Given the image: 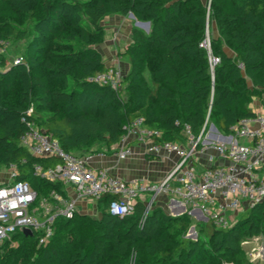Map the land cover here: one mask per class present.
Returning <instances> with one entry per match:
<instances>
[{
    "label": "trees",
    "instance_id": "trees-1",
    "mask_svg": "<svg viewBox=\"0 0 264 264\" xmlns=\"http://www.w3.org/2000/svg\"><path fill=\"white\" fill-rule=\"evenodd\" d=\"M17 15L32 20L30 32L0 11V39L29 41L24 62L0 55V168H15L13 181L28 183L39 199L61 183L32 175L33 164L53 166L20 144L21 121L32 119L67 153L86 157L109 150L124 127L143 117L160 132L157 142L184 145V125L197 138L210 124L221 134L254 117L252 97L264 98V0H7ZM208 2V6H206ZM149 22L146 33L132 27L130 43L118 56L128 64L119 92L88 80L106 67L96 46L103 42L106 16ZM209 49L202 46L207 26ZM229 51V52H228ZM218 58L210 67L209 57ZM148 72L146 77L144 72ZM111 196L96 201L100 216L58 217L45 244L37 234L12 235L15 253L43 246L39 264H253L243 260L242 243L264 237V200L240 212L231 226L202 224L204 237H185L190 217H172L139 199L123 217L108 213ZM10 242L0 245V253ZM258 264V263H255Z\"/></svg>",
    "mask_w": 264,
    "mask_h": 264
},
{
    "label": "built area",
    "instance_id": "built-area-1",
    "mask_svg": "<svg viewBox=\"0 0 264 264\" xmlns=\"http://www.w3.org/2000/svg\"><path fill=\"white\" fill-rule=\"evenodd\" d=\"M9 41L0 39V55L6 53ZM209 49V39L202 43ZM218 58L209 57L210 67L218 63ZM21 56L13 64L23 63ZM122 73L110 67L88 78L99 86H108L119 92L122 89ZM32 107H29L21 121L25 130L20 137V144L37 158H53L57 162L53 166L44 167L33 164L32 175L51 183L71 186L74 197H64L54 191L47 198L39 199L37 193L26 182L13 181L16 177L15 168H11L9 179L0 183V245L10 242L17 231L30 230L37 234L38 243L45 244L52 236L56 218H72L77 213L78 202L84 200L97 201L105 195L109 201L108 213L115 217H123L132 212L133 203L142 194H158L177 198L179 206L189 205L191 210L201 215L217 228H228L231 220L228 213L239 214L246 208L264 200V181L256 178L254 169L264 164V115H255L244 119L230 128L229 138L210 146L218 155L227 160V164L208 166L198 172L193 164L196 152H203L206 146L200 147L204 128L197 138L189 133L186 144L174 142H157L160 132L148 128L143 117L133 119L125 127L119 147L115 152L118 160L133 155V149L127 145L132 137L144 146L148 154H174L177 161L158 182L142 179L124 181L111 175L106 169L95 168L88 163V157H77L65 152L56 140L51 139L30 119ZM255 125V127H253ZM239 138L250 141L241 144ZM218 194V195H216ZM150 204H146L149 211Z\"/></svg>",
    "mask_w": 264,
    "mask_h": 264
},
{
    "label": "crops",
    "instance_id": "crops-1",
    "mask_svg": "<svg viewBox=\"0 0 264 264\" xmlns=\"http://www.w3.org/2000/svg\"><path fill=\"white\" fill-rule=\"evenodd\" d=\"M122 17V16H121ZM116 27L113 28L114 36H117L113 39L116 43L119 42L118 37L120 36L122 30L121 23L119 21L115 22ZM129 30V29H128ZM107 29L104 30V44L101 48H97V51L102 56V61L106 67H119L121 65L122 70L128 71V64L124 62L121 57H117L111 50L113 43L111 40L107 39ZM128 36V43L130 41V31ZM249 109L254 113V115H264V98L252 97L248 105ZM212 125V124H210ZM210 125L206 129L204 135L201 138L200 147L206 146L203 152H196L193 157V164L198 172L202 169L213 166L227 164V160L222 159L217 151L212 148L210 145L216 142L223 141L225 137L229 138L230 134H221L217 130L213 131L210 129ZM214 127V126H213ZM255 127V125H253ZM215 128V127H214ZM238 142L241 144H250L251 142L239 138ZM127 145H129L134 153L132 156L125 158L123 160H118L116 158L115 152L119 147V144L113 145L109 150L102 148L100 152L93 153L88 155V163L95 168L106 169L111 175L119 177L124 181H130L133 179H142L148 182H158L163 178V176L173 167L177 161V157L174 154L161 153L157 155L145 153L144 146L138 144L134 141L132 137L128 139ZM57 161L51 160L50 163H56ZM8 172H0V183L6 182L9 179ZM254 174L256 178L264 181V164L254 169ZM62 189L65 192V197H74V190L71 186L62 185ZM218 195V194H216ZM145 204L149 203L150 208L152 206L160 207L166 214L170 212L176 213L184 211L185 206H179L177 204L178 200L175 197L165 196L158 194L156 197H152L148 194H142L138 198ZM96 209V201L94 200H84L77 203L76 210L78 214L88 213ZM191 209V208H190ZM191 216H195L198 220L206 222L199 211L190 210ZM236 214L228 213V216L231 220V217ZM238 215V214H237Z\"/></svg>",
    "mask_w": 264,
    "mask_h": 264
},
{
    "label": "rangeland",
    "instance_id": "rangeland-1",
    "mask_svg": "<svg viewBox=\"0 0 264 264\" xmlns=\"http://www.w3.org/2000/svg\"><path fill=\"white\" fill-rule=\"evenodd\" d=\"M206 6H208V2H206ZM0 11L7 16L10 21L16 25L21 27L22 29L26 30L27 32H30V29L32 27V20L30 16L28 15H22L19 16L15 14L9 7V4L7 0H0ZM119 21L121 25L122 32L120 36L118 37L119 42L113 41L114 38L117 36H114L113 28L116 27L115 22ZM104 30L107 29V39L111 40L113 43L112 51L113 53L118 56L119 52H122L126 49L129 43L128 36L129 32H131V28H139L145 32V29L143 27H139L136 25V20L132 19L128 16L121 17L116 15H110L104 17V19L101 22ZM129 29V30H128ZM207 34L206 36H209L211 32L215 34L214 26L209 25L207 26L206 30ZM147 33V32H146ZM30 37V36H29ZM29 37L23 40H15L14 38H10L9 40V48L6 50V53L3 55L7 59L9 64H13L14 60L19 57L23 56L25 47L29 41ZM209 38V37H208ZM105 38L103 39V42L97 45V48H101L102 44H104ZM229 52V51H228ZM102 57V56H101ZM124 62H126L124 60ZM118 69L123 76L127 74L126 70H122L121 65L119 67H115ZM145 76H148V72H144ZM123 84V83H122ZM11 170V169H10ZM0 172H8V169L0 168ZM11 172V171H10ZM10 174V173H9ZM190 208L186 207L184 211L180 212H170V216L172 217H179L182 215H186L190 217V223L187 227V230L185 231V237L197 240L201 239L204 241V237L202 235V232H200L202 228V224H204V221L198 220L195 216H191ZM78 213V212H77ZM81 215H86L90 219H97L100 216V213L98 210H92L88 213H84ZM237 215H234L231 217V222L235 220ZM207 222V221H206ZM243 249H244V256L243 260L250 263H258V264H264V237H255L252 239L245 240L242 243ZM16 243H10L9 246H6V248L3 249V251L0 253V264H39L41 261V250L43 246H40L36 243L30 244L29 247V254L25 255L22 250L20 252L15 253ZM221 264H232L227 261H222Z\"/></svg>",
    "mask_w": 264,
    "mask_h": 264
},
{
    "label": "water",
    "instance_id": "water-1",
    "mask_svg": "<svg viewBox=\"0 0 264 264\" xmlns=\"http://www.w3.org/2000/svg\"><path fill=\"white\" fill-rule=\"evenodd\" d=\"M128 17L134 19V16L132 14H129ZM136 25L139 26V27H143L145 29V32H148L149 31V22H139V21H136ZM210 129L213 130V131H216V128H214L213 125H210ZM204 219L206 220V218H204ZM22 232L24 234H26V235H30V236L32 235L31 232H30V230H28V229H23Z\"/></svg>",
    "mask_w": 264,
    "mask_h": 264
}]
</instances>
